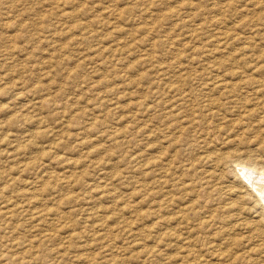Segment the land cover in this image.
I'll use <instances>...</instances> for the list:
<instances>
[{
  "label": "rangeland",
  "instance_id": "1",
  "mask_svg": "<svg viewBox=\"0 0 264 264\" xmlns=\"http://www.w3.org/2000/svg\"><path fill=\"white\" fill-rule=\"evenodd\" d=\"M263 177L264 0H0V264H264Z\"/></svg>",
  "mask_w": 264,
  "mask_h": 264
},
{
  "label": "bare ground",
  "instance_id": "2",
  "mask_svg": "<svg viewBox=\"0 0 264 264\" xmlns=\"http://www.w3.org/2000/svg\"><path fill=\"white\" fill-rule=\"evenodd\" d=\"M140 64V63H139ZM257 165V164H256ZM260 178H262V177H260ZM264 178V177H263ZM257 179V178H256ZM264 180V179H263ZM257 181V180H256ZM254 183H256V182H254ZM258 183V182H257ZM260 184H262V185H264V181H262ZM259 184V185H260ZM256 187V186H255ZM262 190V193H259V196L257 197V200H256V202H263V205H261L262 206V209H263V211H264V187L262 186V188H261ZM257 190V189H256ZM260 190V189H259ZM261 191H259V192H261ZM244 198V197H243ZM6 202V201H5ZM7 203V202H6ZM5 205V204H4ZM255 205H256V203H255ZM232 206V205H231ZM4 207V206H3ZM16 207V206H15ZM15 207H11L10 206V204L6 207V210H4L3 212H4V214H3V217L4 216H6V215H10V216H13L14 214H15V212H16V210H18V209H16ZM5 208V207H4ZM3 208V209H4ZM254 209V208H253ZM51 210V209H50ZM49 210V211H50ZM245 210V209H244ZM262 215V214H261ZM260 216V215H259ZM264 216V215H263ZM188 255V254H187Z\"/></svg>",
  "mask_w": 264,
  "mask_h": 264
}]
</instances>
